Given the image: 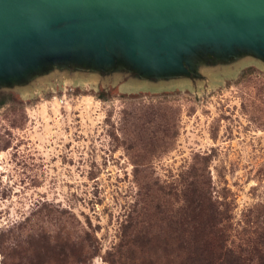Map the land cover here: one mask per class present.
<instances>
[{
  "label": "rangeland",
  "instance_id": "374dc122",
  "mask_svg": "<svg viewBox=\"0 0 264 264\" xmlns=\"http://www.w3.org/2000/svg\"><path fill=\"white\" fill-rule=\"evenodd\" d=\"M206 59L2 90L0 264H264V60Z\"/></svg>",
  "mask_w": 264,
  "mask_h": 264
},
{
  "label": "water",
  "instance_id": "95a60500",
  "mask_svg": "<svg viewBox=\"0 0 264 264\" xmlns=\"http://www.w3.org/2000/svg\"><path fill=\"white\" fill-rule=\"evenodd\" d=\"M209 55L264 60V0H0V92L63 70L142 87Z\"/></svg>",
  "mask_w": 264,
  "mask_h": 264
},
{
  "label": "trees",
  "instance_id": "16d2710c",
  "mask_svg": "<svg viewBox=\"0 0 264 264\" xmlns=\"http://www.w3.org/2000/svg\"><path fill=\"white\" fill-rule=\"evenodd\" d=\"M228 257H230V256H233V254L232 253H228V254H226ZM227 257V258H228ZM233 264V263H232ZM240 264H242V263H240Z\"/></svg>",
  "mask_w": 264,
  "mask_h": 264
}]
</instances>
